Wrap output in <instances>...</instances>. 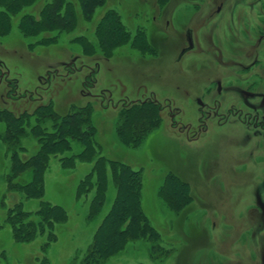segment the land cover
I'll use <instances>...</instances> for the list:
<instances>
[{
	"label": "rangeland",
	"instance_id": "374dc122",
	"mask_svg": "<svg viewBox=\"0 0 264 264\" xmlns=\"http://www.w3.org/2000/svg\"><path fill=\"white\" fill-rule=\"evenodd\" d=\"M49 1L37 0L24 7L12 17L10 31L0 36V71H7L9 80L16 78L18 81L17 93L8 92L4 81L0 82V108L18 115L24 111L30 113L35 107L50 102L59 115H64L90 104L97 128V155L125 162L130 168L140 170L142 208L160 234L158 243L161 249L153 253L150 242L131 241L100 264H260L264 254V220L260 217L264 212V187L261 184L264 152H255L254 160L249 163L245 157L234 161L231 167L237 170L238 176L233 181L229 178L230 185H226L222 181L229 168L225 166V155L228 160L227 154L233 152L231 144L224 143L221 138L229 134L238 139L245 130L218 128L214 123L199 141L190 140L184 131L178 130L180 125L177 129L171 126L169 110L165 107L169 101L171 112L176 107L180 109L176 120L181 125H195L198 117L195 97L206 94L207 76L198 78L199 74H192L205 67L202 59L193 57L175 62L177 50L184 45V40L176 44V37H183L185 27L192 25L189 13L185 19L173 18L166 32L162 14L160 16L165 3L168 6L165 10L170 15L175 9L190 11L193 0H103L101 5L94 6L93 2L89 5L88 18L77 0H68L76 11L72 29L60 33L55 44L30 48L29 43L48 33L23 36L17 28L19 17L23 13L38 16L40 8ZM209 4L210 0H202L204 11ZM107 9L118 14L130 36L126 43L113 49L112 55L100 47L104 31H98L100 18ZM194 26L198 37L206 36V24L197 22ZM84 38L92 49H84ZM202 39L205 47L206 39ZM72 57V60L76 58L75 64L66 69L64 62ZM81 64L87 66L80 70ZM95 68V87L93 90L84 89V75ZM47 76L49 83L45 84ZM39 78L43 86L38 82ZM185 85L184 95L180 96L179 86ZM35 89V94L40 96L38 99L29 101L16 97L18 94H33ZM100 91L104 96L102 105L100 99L91 94ZM149 101L157 102L160 109L157 126L135 146L122 145L116 134L121 109ZM47 126H50L49 121ZM3 130L0 123V135ZM215 135L220 138L218 151L222 165L217 164L218 168H215L216 181L222 179L220 184L212 182V168H209L210 159L217 151L216 143L211 141L216 139ZM20 144L23 146V152L19 153L22 159L38 149L36 137L30 134L21 138ZM81 149L82 146L73 141L70 150L50 156L41 199L61 206L67 219L54 230L55 239L45 246V235L23 240L12 234L7 215L12 214L16 203L21 202L23 209L33 212L40 199L8 190L5 177L10 169V158L0 137V264L83 263L93 233L111 206L115 185L109 174L103 206L98 213L88 216L92 191L79 199L75 191L79 180L92 168V162H76L74 167L67 169L59 160L60 156ZM169 172L187 183L192 196L191 201L176 212L160 194Z\"/></svg>",
	"mask_w": 264,
	"mask_h": 264
},
{
	"label": "trees",
	"instance_id": "16d2710c",
	"mask_svg": "<svg viewBox=\"0 0 264 264\" xmlns=\"http://www.w3.org/2000/svg\"><path fill=\"white\" fill-rule=\"evenodd\" d=\"M35 1L37 0H0V36L10 31L12 17ZM77 1L87 18L90 13L88 7L92 2L94 6L103 3V0ZM75 22L76 11L71 1L50 0L40 8L38 16L23 13L19 17L17 28L23 36L48 33L29 43L31 48L55 44L60 33L68 32ZM99 26L98 31H104L100 47L105 53L112 55L113 49L126 43L130 37L114 10L107 9L103 13ZM52 32L55 34H51ZM82 46L86 50L93 47L85 38ZM94 74L91 76L93 79ZM159 111L157 103L153 101L134 103L122 108L116 126L117 140L125 146L138 144L157 126ZM0 123L4 129L0 137L6 144L10 158V169L5 177L8 190L22 193L27 198L40 199L38 208L33 212L23 209L22 203L18 202L13 207L12 214L7 215L14 238L32 240L37 235H45V246L55 239L54 230L65 222L67 213L61 206L41 199L44 194V174L50 156L70 150L74 141L82 149L60 156L59 160L62 167L67 169L74 167L76 162H92V168L79 180L75 191L77 199L92 191L88 216L95 215L102 208L109 174L115 185L111 206L97 225L82 264H100L123 250L129 242L136 240L150 242L153 253L161 249L158 243L160 234L149 222L142 208L143 180L140 170L130 168L125 162L97 155V128L92 120L90 104L64 115H59L50 102L35 107L30 113L24 111L18 115L0 108ZM28 134L36 137L38 149L28 158L22 159L19 155L23 152L20 140ZM160 194L175 212L183 209L187 201L192 199L187 183L171 172L166 174Z\"/></svg>",
	"mask_w": 264,
	"mask_h": 264
},
{
	"label": "flooded vegetation",
	"instance_id": "af4514ba",
	"mask_svg": "<svg viewBox=\"0 0 264 264\" xmlns=\"http://www.w3.org/2000/svg\"><path fill=\"white\" fill-rule=\"evenodd\" d=\"M192 2L190 11L175 9L170 15L165 10L168 7L165 3L161 7L160 16L162 14L163 29L166 32L171 27L173 18L177 16L185 19L189 13L192 25L185 27L183 37L182 35L176 37V44L184 40V45L177 50L175 62L180 63L185 58L193 57L202 59L206 68H200V71H194L192 74H199L198 78L207 76V83L204 85L206 94L195 97L198 112L195 125H181L176 120L180 109L176 107L174 112H171L169 101L165 107L169 110L171 126L177 129L180 125L178 130L184 131V135L190 140L199 141L209 129H212L214 123L218 128L235 127L245 130L238 139L227 133V137L221 138L224 143L231 144L230 150L233 152L227 154L228 160L225 155L227 161L225 166L229 168L223 180L219 177V180L215 179L217 177L215 168H218L217 164L222 165L219 163L218 151L220 138L215 135L216 139L211 140L216 143L215 149H217L209 162V168H212L210 170L212 182L220 184L222 180L226 185H230L228 179L233 181L235 176H238L237 170L231 167L234 161L245 157L249 163L254 160L255 152H264V0H210L207 11H204L201 5L202 0ZM197 22L206 24L204 28L206 36H197L195 30L197 27L194 26ZM202 38L206 39L205 47ZM162 42L166 44L165 41ZM70 59L64 62L66 69L75 64L76 58ZM86 66L87 64H81L80 70ZM197 66L201 65L197 64ZM97 68L89 70L84 75L82 84L84 89L93 90L95 87L96 80L91 76ZM7 75V71L1 70L0 82L4 81L8 92L17 93V79L11 81ZM45 79H47L45 84H48L49 77ZM38 82L41 84L40 78ZM185 87L186 85L179 86L180 96L184 95ZM102 92L91 93L100 99L101 105L104 97ZM35 93L36 89L33 94L26 96L18 94L16 97L29 101L40 98L39 94ZM261 184L264 187V174ZM260 217L264 220V212L260 213ZM260 264H264V254L261 256Z\"/></svg>",
	"mask_w": 264,
	"mask_h": 264
}]
</instances>
